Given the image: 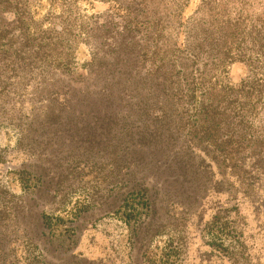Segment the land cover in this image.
<instances>
[{"label":"rangeland","instance_id":"rangeland-1","mask_svg":"<svg viewBox=\"0 0 264 264\" xmlns=\"http://www.w3.org/2000/svg\"><path fill=\"white\" fill-rule=\"evenodd\" d=\"M143 1L0 21V264H264V0Z\"/></svg>","mask_w":264,"mask_h":264},{"label":"trees","instance_id":"trees-1","mask_svg":"<svg viewBox=\"0 0 264 264\" xmlns=\"http://www.w3.org/2000/svg\"><path fill=\"white\" fill-rule=\"evenodd\" d=\"M144 1L147 2V0ZM27 6L26 0H0V21L4 20L5 14L10 15L8 28L11 35L9 44L12 47L10 60L13 64L24 65L25 61H34L33 54L40 50L39 47L33 46L35 39L28 34L29 30L33 28V24L27 15Z\"/></svg>","mask_w":264,"mask_h":264}]
</instances>
